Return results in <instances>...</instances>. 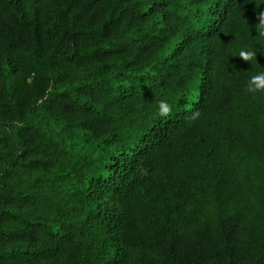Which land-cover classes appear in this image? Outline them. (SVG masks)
<instances>
[{
  "label": "trees",
  "instance_id": "obj_1",
  "mask_svg": "<svg viewBox=\"0 0 264 264\" xmlns=\"http://www.w3.org/2000/svg\"><path fill=\"white\" fill-rule=\"evenodd\" d=\"M260 12L0 0V264H264Z\"/></svg>",
  "mask_w": 264,
  "mask_h": 264
},
{
  "label": "clouds",
  "instance_id": "obj_2",
  "mask_svg": "<svg viewBox=\"0 0 264 264\" xmlns=\"http://www.w3.org/2000/svg\"><path fill=\"white\" fill-rule=\"evenodd\" d=\"M259 16V33L264 36V12L258 13ZM257 52L242 48L239 50L238 56L243 58L245 61H251L256 57ZM248 91L249 92H259L264 91V71H260L256 74H253L248 80ZM159 112L161 115H167L170 111V106L166 101H161L158 105Z\"/></svg>",
  "mask_w": 264,
  "mask_h": 264
},
{
  "label": "rangeland",
  "instance_id": "obj_3",
  "mask_svg": "<svg viewBox=\"0 0 264 264\" xmlns=\"http://www.w3.org/2000/svg\"><path fill=\"white\" fill-rule=\"evenodd\" d=\"M108 203H109L110 205H113V202H112L111 200H109ZM211 264H216V263H211Z\"/></svg>",
  "mask_w": 264,
  "mask_h": 264
}]
</instances>
